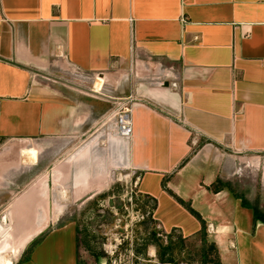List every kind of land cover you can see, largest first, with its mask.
<instances>
[{"label":"crops","instance_id":"crops-1","mask_svg":"<svg viewBox=\"0 0 264 264\" xmlns=\"http://www.w3.org/2000/svg\"><path fill=\"white\" fill-rule=\"evenodd\" d=\"M58 72L95 77L96 94L120 89L130 139L99 126ZM243 155H264V0H0V264H19L46 232L77 238L73 222L55 225L65 204L115 168L139 174L164 231L201 230L179 198L222 264H264V223L211 190ZM35 215L37 231L21 223Z\"/></svg>","mask_w":264,"mask_h":264},{"label":"rangeland","instance_id":"rangeland-1","mask_svg":"<svg viewBox=\"0 0 264 264\" xmlns=\"http://www.w3.org/2000/svg\"><path fill=\"white\" fill-rule=\"evenodd\" d=\"M56 77L88 102L95 112L93 115L103 116L99 126L111 129L117 135L118 117L125 108L130 107V102L121 100L120 89L109 84L103 87L101 94H96L95 77L93 82L80 74L58 72ZM110 176L109 182L96 194L65 204V212L55 225L73 222L77 238L73 239L71 229L52 238L47 234L30 250V247L25 250L19 264L29 261L33 254L38 264H72L73 261L77 263L76 257L79 264H160L154 234L165 245L171 234L173 243L178 244L182 231L179 228L169 231L161 228L154 216V202L139 190L138 173L131 169L115 168ZM230 182L237 193L264 210V155H243ZM4 220H7L6 217L0 215V224ZM175 229L177 231H173ZM21 234L18 233V242ZM200 246L199 236L188 237L184 244L180 243L174 249L173 257L178 264H193Z\"/></svg>","mask_w":264,"mask_h":264},{"label":"trees","instance_id":"trees-1","mask_svg":"<svg viewBox=\"0 0 264 264\" xmlns=\"http://www.w3.org/2000/svg\"><path fill=\"white\" fill-rule=\"evenodd\" d=\"M233 184L230 181H225L222 179H218L212 186L211 190L216 192L222 191V190H228L230 191L236 198H239L242 200V204L244 207L252 209L254 212V219L255 222L261 221L264 223V210H261L259 207L252 205L244 195L237 193L235 189L232 186ZM148 199L152 200L154 202L153 210L155 211L157 208V201L155 198L145 195ZM178 202L184 206L193 216H195L201 223V230L198 233L197 236L200 237L201 246L200 249L195 253L193 264H222L221 257L219 254V249L215 242L211 241L209 239L208 234V224L203 219V217L200 215L199 212H197L190 203H187L183 201L182 199L177 198ZM173 231H177L176 229ZM44 233L42 236H40L36 241L32 243L29 250L32 248V246L40 239H42L45 235ZM155 236V246L157 247L158 251V259L160 264H178L173 257V251L174 249L181 244H184L186 238L182 235L179 237L178 241L179 243H173L171 234L168 236L169 242L165 245L159 241V239ZM79 264V263H78Z\"/></svg>","mask_w":264,"mask_h":264},{"label":"built area","instance_id":"built-area-1","mask_svg":"<svg viewBox=\"0 0 264 264\" xmlns=\"http://www.w3.org/2000/svg\"><path fill=\"white\" fill-rule=\"evenodd\" d=\"M116 134L120 135L125 140L130 139L132 136L133 124L131 119V107L125 108V110L119 115L116 123Z\"/></svg>","mask_w":264,"mask_h":264},{"label":"bare ground","instance_id":"bare-ground-1","mask_svg":"<svg viewBox=\"0 0 264 264\" xmlns=\"http://www.w3.org/2000/svg\"><path fill=\"white\" fill-rule=\"evenodd\" d=\"M120 138H122L120 135H118ZM37 208V207H36ZM37 212V211H36ZM31 213V212H30ZM29 215V214H28ZM34 215V214H33ZM22 219V223L25 225V223H30V224H33L35 230L34 231H37L38 230V227L40 225V218L37 217L36 215L35 216H25V217H21ZM23 225V226H24ZM41 226V225H40ZM6 264H14V259H13V255H9L6 257Z\"/></svg>","mask_w":264,"mask_h":264}]
</instances>
